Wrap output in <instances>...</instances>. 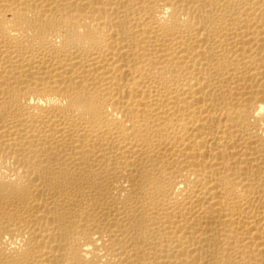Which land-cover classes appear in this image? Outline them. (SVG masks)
Returning a JSON list of instances; mask_svg holds the SVG:
<instances>
[{
	"label": "bare ground",
	"instance_id": "obj_1",
	"mask_svg": "<svg viewBox=\"0 0 264 264\" xmlns=\"http://www.w3.org/2000/svg\"><path fill=\"white\" fill-rule=\"evenodd\" d=\"M0 264H264V0H0Z\"/></svg>",
	"mask_w": 264,
	"mask_h": 264
}]
</instances>
